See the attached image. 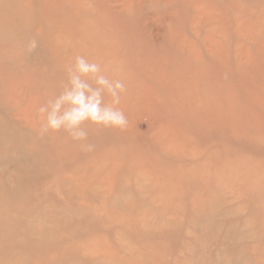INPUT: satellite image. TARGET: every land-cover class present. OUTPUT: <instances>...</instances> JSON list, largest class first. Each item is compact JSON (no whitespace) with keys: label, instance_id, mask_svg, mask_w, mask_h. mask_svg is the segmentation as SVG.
<instances>
[{"label":"rangeland","instance_id":"rangeland-1","mask_svg":"<svg viewBox=\"0 0 264 264\" xmlns=\"http://www.w3.org/2000/svg\"><path fill=\"white\" fill-rule=\"evenodd\" d=\"M76 56L124 129L43 131ZM0 264H264V0H0Z\"/></svg>","mask_w":264,"mask_h":264},{"label":"clouds","instance_id":"clouds-1","mask_svg":"<svg viewBox=\"0 0 264 264\" xmlns=\"http://www.w3.org/2000/svg\"><path fill=\"white\" fill-rule=\"evenodd\" d=\"M125 90L124 82L109 78L98 63L76 56L67 70V84L63 91L39 108L42 129L45 132L63 130L72 140L80 142L87 140L88 133L82 127L86 122L124 129L128 121L116 105ZM105 93L112 97L110 104L104 103ZM81 147L91 151L93 146L81 143Z\"/></svg>","mask_w":264,"mask_h":264},{"label":"bare ground","instance_id":"bare-ground-1","mask_svg":"<svg viewBox=\"0 0 264 264\" xmlns=\"http://www.w3.org/2000/svg\"><path fill=\"white\" fill-rule=\"evenodd\" d=\"M258 99H261L260 97H258Z\"/></svg>","mask_w":264,"mask_h":264}]
</instances>
